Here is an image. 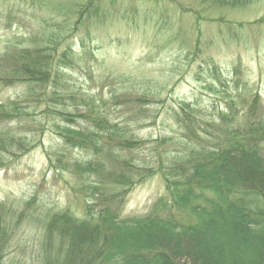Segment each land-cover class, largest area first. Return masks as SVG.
I'll return each instance as SVG.
<instances>
[{
  "label": "trees",
  "instance_id": "obj_1",
  "mask_svg": "<svg viewBox=\"0 0 264 264\" xmlns=\"http://www.w3.org/2000/svg\"><path fill=\"white\" fill-rule=\"evenodd\" d=\"M23 1L14 0L5 10L22 15L30 3L34 18L46 23L47 35L41 47L12 46L0 56V89L25 85L37 100L64 99L62 69L71 64L73 54L66 45L69 34L89 21L85 16L94 6L77 3L68 11L60 3L50 7L45 0ZM47 9L51 17L39 15ZM56 11L67 16L58 21L52 18ZM60 46L62 53L55 59ZM239 88L238 97L214 107L210 120L197 116L189 105L173 109L169 118L181 140L170 151L172 139H134L120 125H108L104 116L90 111V101L75 95L65 100L83 107V113L68 111L64 102L61 110L48 107L43 114L58 119L49 128L34 126L31 105L40 107L41 101L0 103L1 153L20 144L8 131L17 120L36 131L48 130L59 141L50 153L74 160L75 184L68 199L83 203V212L75 215L67 207L44 220L42 264H264V104L259 90L245 83ZM115 137L121 138L118 147L108 142ZM157 175L162 176L164 195L147 214L121 218L129 193ZM12 214L13 208L0 203V264L16 234L17 226L3 219Z\"/></svg>",
  "mask_w": 264,
  "mask_h": 264
},
{
  "label": "rangeland",
  "instance_id": "obj_2",
  "mask_svg": "<svg viewBox=\"0 0 264 264\" xmlns=\"http://www.w3.org/2000/svg\"><path fill=\"white\" fill-rule=\"evenodd\" d=\"M9 1L0 4V56L12 46H43L46 23L34 18L30 3L22 8V15L17 10L6 11L14 3ZM45 1L50 7L60 3L68 11H74L77 3L94 7L78 33L69 34L66 45L73 54L71 64L62 69V81L67 85L60 90L64 99L37 100L26 92L25 85L0 89V103L41 101L40 107L34 103L28 108L34 126L49 128L51 120L58 121L43 111L48 107L61 110L63 102L68 111L83 113V107L65 100L75 95L90 101L94 107L90 111L104 116L108 125H120L134 139H172L167 145L170 151L181 140L169 118L179 104L191 106L197 116L210 120L214 107L220 109L224 101L238 97L243 90L239 85L244 83L259 90L264 104V0ZM48 13L51 17L49 9L39 15L47 17ZM65 16L66 12L52 14L58 21ZM61 48L53 58L60 56ZM200 67L206 69L200 71ZM14 122L8 131L21 141L6 153L0 152V203L14 209L13 217L4 215L3 219L17 229L2 264H42L44 220L67 207L80 215L83 203L68 199L75 184L74 160L70 155L63 158L50 153L57 150L58 138L48 130L36 131ZM108 142L118 147L121 138ZM164 193L161 175L137 185L125 199L121 218L147 214ZM203 264L209 263L205 260Z\"/></svg>",
  "mask_w": 264,
  "mask_h": 264
}]
</instances>
